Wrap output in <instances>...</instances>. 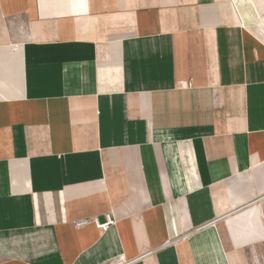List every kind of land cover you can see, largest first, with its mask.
<instances>
[{"label":"crops","instance_id":"0c3cea01","mask_svg":"<svg viewBox=\"0 0 264 264\" xmlns=\"http://www.w3.org/2000/svg\"><path fill=\"white\" fill-rule=\"evenodd\" d=\"M0 264H264V0H0Z\"/></svg>","mask_w":264,"mask_h":264},{"label":"built area","instance_id":"2783aa9c","mask_svg":"<svg viewBox=\"0 0 264 264\" xmlns=\"http://www.w3.org/2000/svg\"><path fill=\"white\" fill-rule=\"evenodd\" d=\"M73 227L75 229H82L84 227H87L89 225L95 226L98 230L101 232H106L110 227H112L115 224V221L110 213L105 215V221L103 223H100L98 219L96 218H91V219H83L79 221H75L72 223ZM188 235H182L179 237V239H184ZM173 241L166 243L167 245L172 244Z\"/></svg>","mask_w":264,"mask_h":264}]
</instances>
